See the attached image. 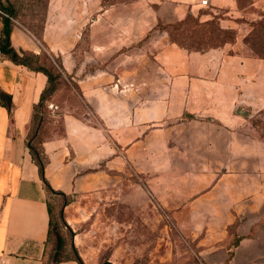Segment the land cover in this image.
<instances>
[{
  "label": "crops",
  "instance_id": "1",
  "mask_svg": "<svg viewBox=\"0 0 264 264\" xmlns=\"http://www.w3.org/2000/svg\"><path fill=\"white\" fill-rule=\"evenodd\" d=\"M23 1L0 0V8L17 9ZM142 1L158 5V11L139 14L134 2L115 7L104 6V0H46L40 36L11 19L12 48L56 58L66 81L77 75L75 49L83 46L84 31L95 33L96 41L95 55L83 56L84 64L128 63L130 77L137 37L154 29L163 36L158 73L170 82L156 89L119 83L127 88L105 90L107 76H119V67L111 73L97 68L77 80L78 91L65 92L71 103H61L60 78L47 102L55 110L47 107L37 136L49 192L27 145L48 79L0 53V93L10 99V106L0 100V264L48 263L49 193L98 195L125 172L128 181L130 172L144 177L160 207L190 208V223L223 232L198 243L209 264H264V58L247 52L242 29L249 24L240 18L248 7L241 8L239 0H208L207 8L201 0ZM3 17L0 10V38ZM187 18L214 20L234 38L206 50L169 44L166 30L157 26ZM254 116L261 118L262 131L251 128ZM127 188V208H135L134 179ZM58 264L79 263L69 258Z\"/></svg>",
  "mask_w": 264,
  "mask_h": 264
},
{
  "label": "rangeland",
  "instance_id": "2",
  "mask_svg": "<svg viewBox=\"0 0 264 264\" xmlns=\"http://www.w3.org/2000/svg\"><path fill=\"white\" fill-rule=\"evenodd\" d=\"M133 2L137 13L140 11L139 14L150 8H156L158 11V5L148 4L142 0H104L103 3L104 6L123 7ZM251 3L255 5L249 7ZM239 6L248 7L243 11L244 17L240 18L249 24L242 29L248 42L247 52L264 58V0H239ZM44 10L45 0H24L17 8L19 11L17 16L25 24H33L38 31ZM157 28L166 30L164 37L169 44L175 43L188 51L206 50L234 38L232 32L220 31L214 20L200 24L196 19L187 18L168 26L158 25ZM94 36L95 33L84 31L83 46L79 44L75 49L77 75L68 76L67 81L62 78L64 85L60 86L63 91L60 94L61 103L67 101L71 103L73 99L65 92L78 91L77 80L83 79L86 74L94 73L97 68L111 73L113 66L119 67V76L116 75L115 78L104 74L108 78L103 86L105 90H117L115 88L117 83H135L138 86L155 89L164 88L165 84H169L170 78L162 72L158 73L159 59L156 55L163 48L157 47V44L162 34L154 32L153 29L144 39L137 37L135 64L131 67L135 72L130 77L128 67L131 64L128 63L84 64L83 56L88 53L90 59L91 53L95 55L96 49L91 46L96 42ZM120 50L119 54L127 51L126 48ZM168 52L171 57L172 52L169 48ZM39 60L41 65L54 74L59 73L55 65V62L58 63L56 58L51 59L43 51ZM39 62L34 60L33 65L40 66ZM167 66L170 70L175 69L172 62ZM81 67L86 68L83 73H80ZM121 88L122 85H119V90ZM251 128L262 131L260 117H253ZM33 145L37 148V142H33ZM129 178L130 181L127 172L121 174L118 179L109 181V188L98 195L96 192H73L67 196H54L49 193L52 223L47 264H58L62 260L73 258V249L79 252L84 264H209L208 257L200 255L198 243L208 237H222L223 232L209 231V225L206 224L190 223V208L173 211L160 207L145 189L144 177L138 174L133 177L130 172ZM133 179L136 204L135 208H127V186L129 183L131 189ZM119 185L121 187H115ZM59 236L64 241L62 247L57 243ZM223 259L222 254L217 256L215 261L222 262Z\"/></svg>",
  "mask_w": 264,
  "mask_h": 264
},
{
  "label": "trees",
  "instance_id": "3",
  "mask_svg": "<svg viewBox=\"0 0 264 264\" xmlns=\"http://www.w3.org/2000/svg\"><path fill=\"white\" fill-rule=\"evenodd\" d=\"M45 3H46V0H45ZM12 6L13 5H11V7ZM0 10L4 12V17L2 18L3 19V31H2V35L0 38V53L3 56L10 59L15 64L23 65L30 70L43 73L48 79L47 88L43 91L39 104L34 109L33 124H32V127L30 129V132L27 138V145L33 157V160L39 167L41 178L50 192V188L47 184V181L44 178V161H43L41 151L38 149V137L37 136L41 129V125L45 121V118H46L45 111L48 107L47 102L50 99L51 95L57 89L59 79L62 78V68L58 65V63L55 62L56 67L59 69V73L54 74L47 67H44L43 65L40 64L39 59L41 56H37L31 53H25V52H21V53L16 52L12 48L11 42H10V34H11V29H12L11 19H19L17 16L19 15V11H17V9L15 8L8 9L6 7H1ZM43 21H44V15H43V20L41 22V26L38 31L35 30V27L33 26V24L28 25L32 29V31L35 33L36 36H40L41 34V30L43 27ZM51 59L53 58L51 57ZM34 60L37 63L39 62L40 66L35 67L33 65ZM0 100L1 101L4 100L5 102L3 101L2 102L5 105L10 106L9 96H5L2 93H0ZM33 142H37V148L33 145ZM57 243L59 247H62V245L64 244L63 238L59 236L57 238ZM73 253H74L73 259L77 261L79 264H83L77 252L75 251V249H73Z\"/></svg>",
  "mask_w": 264,
  "mask_h": 264
},
{
  "label": "built area",
  "instance_id": "4",
  "mask_svg": "<svg viewBox=\"0 0 264 264\" xmlns=\"http://www.w3.org/2000/svg\"><path fill=\"white\" fill-rule=\"evenodd\" d=\"M199 4L202 8H207L209 6V1L208 0H201ZM118 85H119V83L115 84V88H117ZM124 88H127V86H124L122 89H124ZM48 107H49V109L54 108V106L51 104H49Z\"/></svg>",
  "mask_w": 264,
  "mask_h": 264
}]
</instances>
